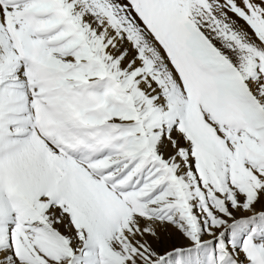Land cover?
Here are the masks:
<instances>
[{
    "label": "snow or ice",
    "instance_id": "1",
    "mask_svg": "<svg viewBox=\"0 0 264 264\" xmlns=\"http://www.w3.org/2000/svg\"><path fill=\"white\" fill-rule=\"evenodd\" d=\"M0 264H264V0H0Z\"/></svg>",
    "mask_w": 264,
    "mask_h": 264
}]
</instances>
